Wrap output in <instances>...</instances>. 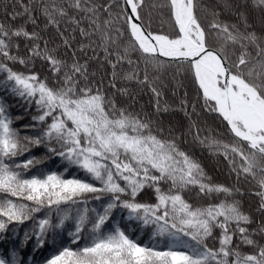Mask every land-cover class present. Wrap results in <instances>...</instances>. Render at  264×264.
Segmentation results:
<instances>
[{
	"label": "snow or ice",
	"instance_id": "1",
	"mask_svg": "<svg viewBox=\"0 0 264 264\" xmlns=\"http://www.w3.org/2000/svg\"><path fill=\"white\" fill-rule=\"evenodd\" d=\"M202 8L210 9L213 17L207 27L199 15ZM13 9H6L0 19V73L5 74L0 86L28 108L34 105L35 113L17 128L14 123L22 117H13L0 99V239L9 225L23 224L47 210L32 233L42 247L47 233L63 229L70 219L61 205L71 203L84 205L72 218L71 243H78L89 225L90 242L75 249L63 247L45 264H264V243L254 238L264 240V0H214L212 5L201 0H15ZM157 10L161 27L153 30ZM222 13L233 19L221 20ZM121 18L124 28L116 26ZM49 28L56 30L66 49L73 48L77 33L88 43L62 59L59 46L48 47ZM125 28L130 39L121 49ZM96 48L113 69L112 88L118 65L138 68L143 62L142 78L134 68L122 79L149 88L156 98L155 119L118 106L115 93L108 95L89 80L87 51L98 58ZM77 50L84 54L83 63ZM133 53L139 54L137 61ZM37 60L47 65L50 76L30 70ZM7 62L28 70L16 71ZM149 68L157 73L151 79ZM169 68L189 72L202 106L226 124L230 141L201 137L195 122L186 132L212 155L223 156L237 183L243 179L252 185V194L259 198L254 209L259 221L242 210L236 184L214 182L202 164L181 149L185 130L178 125L165 128L156 115L169 111L159 103L162 93L156 84ZM117 92L131 94L126 87ZM181 104L190 117L187 101ZM41 146L98 184L55 172L25 177L23 173L41 161L32 157L17 163L15 158ZM145 190L152 192L155 203L137 200ZM186 194L207 203H192ZM89 197L108 199L98 211L86 206ZM117 208L126 210L129 221L154 226V237H168L167 250L142 246L118 225L105 232ZM253 223L256 228L250 229ZM32 236L25 233L24 242ZM210 238L218 247L209 246ZM241 246L252 251L242 252ZM0 264H21V259L13 252L10 258L0 256Z\"/></svg>",
	"mask_w": 264,
	"mask_h": 264
},
{
	"label": "trees",
	"instance_id": "2",
	"mask_svg": "<svg viewBox=\"0 0 264 264\" xmlns=\"http://www.w3.org/2000/svg\"><path fill=\"white\" fill-rule=\"evenodd\" d=\"M25 3H31V0H24ZM158 0H146V3H157ZM15 0H0V19H4V12H11L13 9V5ZM202 4L212 5L214 0H201ZM15 10H19V6L17 5ZM118 11V10H117ZM156 12L153 13L154 22H153V30H159L161 25L159 23V17ZM165 13V17L167 15V9H163ZM201 22L207 27L208 23L213 19L210 14V9H201L199 12ZM221 20H232L233 18L226 15L221 14ZM21 21H17L20 23ZM41 26H43V21L40 22ZM117 27L124 28V21L121 18L117 22ZM63 27V26H62ZM165 31H168V25L165 24L163 26ZM28 30H32V26L28 25ZM55 29L49 28L47 33L45 34V38H51V42L48 47L59 46V50L57 55L62 59H68L72 55V51L74 49H78L79 44H87L88 41L76 34V40L73 41V48L66 49L61 43L60 40L55 36ZM67 35V33H66ZM93 39H96L93 37ZM130 39L129 34L125 28L123 31V35L120 38V47L127 46L128 40ZM99 41L97 40V44ZM210 43L213 46L216 45L215 40H211ZM95 47V45H94ZM21 48L23 49V43L21 44ZM96 53L98 58H93L92 52L87 51V57L89 59V68L88 71L90 73L89 80L93 84H99V86L105 91L106 94L112 95L115 93V99L117 101L118 106L127 107L130 111L147 114L153 116V119L156 117L153 115L155 113V103L156 98L153 96L151 91L147 86H140L135 81L128 82L122 77L129 72H131L134 68L138 71L140 77H143L144 74V64L142 61L139 62V67L136 68V65H129L127 63H122L117 66L116 72L118 75V79L115 81L116 88H112L109 85V82L112 79L113 69L111 65L108 64L104 59V53L100 48H96ZM138 53H133L131 58L133 61H137ZM77 56L81 59V63L84 62V54L79 53L77 50ZM110 59H114V57H110ZM9 63V66L12 67L16 71H27L24 66L19 64ZM30 70L39 72L42 77L50 76V73L47 71V65L42 61L37 60L34 68ZM150 79L157 75L151 68L148 69ZM175 77V78H173ZM5 78L4 73H0V81H3ZM51 83V80L49 81ZM157 87L160 89L162 95L159 98V103L163 108L164 105L169 106L168 112H160L156 115L159 116L162 125L165 128H172L175 126H180L182 130H185V135L182 137L180 142V147L182 150L188 152L194 159L198 160L205 171L209 176L212 177V180L216 183L226 184L228 186H232L236 184V187L240 189V194L237 195V199L240 200L242 210L248 212L252 215L254 221H259L260 214L256 213L254 209L258 205L259 198L252 194V185L243 179L241 182H236L235 174L230 172L229 165L227 161H225L223 156H215L212 155L206 147L200 145L199 143L193 141L192 135L186 132V129L189 127L191 122H195L198 125L200 130L201 137L204 136H216L217 138L230 141L231 134L226 130V124L222 122V119L219 118L218 114L208 112L206 108H204L203 101L198 99L197 94V86L193 83L191 74L187 71H181L179 73L176 72L175 68H169L163 74L160 75V80L156 82ZM128 88L130 91V95L123 96L117 92L119 88ZM0 99L7 104L8 110L13 117H22V119L16 120L14 126L17 128H21L22 125L28 123L31 119V114L35 113V106L33 105L31 108H28V105L24 104L20 98L14 96L10 90H7L0 86ZM186 100V111L190 114V117L185 115V111H182L181 101ZM193 106L195 107V111H193ZM28 109L26 112L25 110ZM194 114V116H192ZM21 134H26V130L22 129ZM27 134H31V132H27ZM35 157L40 160L39 164H36L34 167H31L28 171L24 172L23 175L25 177L31 176H40L42 174H48L51 172H55L57 174H62L65 179H81L90 183H97L94 181L87 173H85L82 169L76 166H69L67 162L62 161L60 157H55L47 154L46 149L44 147H33L27 153L22 156H19L16 159L17 163H21L28 158ZM186 199H189L192 203H200L204 204L207 201L200 200L198 197L193 199L190 194H186ZM107 197L102 200H95L89 197L87 207L89 209H97L101 210V205H103L107 201ZM137 200L139 202H148L155 203V198L150 190H145V192L141 193ZM84 205L76 204L73 205L71 203L62 204L61 209L68 212L70 219L65 222L63 229H57L55 233L49 231L45 238L44 245L42 247H37L36 239L32 236L34 231L36 221L38 219L44 218L47 210L42 211L41 213L35 214L32 220L25 221L23 224H11L9 225V229L7 232L3 233V239H0V256H5L10 258L13 252H16L20 259L21 264H45L47 258H50L57 250L63 247H71L73 249L83 247L86 243L90 242V225L86 226L84 231L81 233V239L78 243H71V237L69 233L74 231L75 222L74 218L77 215L78 210H80ZM90 217L93 213H89ZM52 222L55 223L57 221V216L55 212L51 213ZM119 226L121 229L125 231L127 235L137 243L143 245H147L149 247H156L158 250H167V247L170 245V240L168 237H154L153 233L155 231V227L149 225L147 227H142L139 222L129 221L127 219L126 210H121L117 208L113 211L111 218L104 226V231H111L115 226ZM250 229L256 228V223H253L249 226ZM25 233H28L32 238L28 239L24 242ZM219 234V230L214 232V236ZM260 242L264 243V240L257 235L254 237ZM208 244L210 247H218V242L209 239ZM182 251H187V249H179ZM241 251L245 253H249L252 251L251 248L247 246H241Z\"/></svg>",
	"mask_w": 264,
	"mask_h": 264
},
{
	"label": "rangeland",
	"instance_id": "3",
	"mask_svg": "<svg viewBox=\"0 0 264 264\" xmlns=\"http://www.w3.org/2000/svg\"><path fill=\"white\" fill-rule=\"evenodd\" d=\"M192 116H194V114H192Z\"/></svg>",
	"mask_w": 264,
	"mask_h": 264
}]
</instances>
